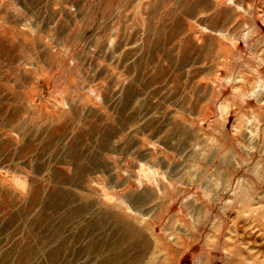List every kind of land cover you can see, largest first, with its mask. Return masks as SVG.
Here are the masks:
<instances>
[{
    "label": "rangeland",
    "instance_id": "rangeland-1",
    "mask_svg": "<svg viewBox=\"0 0 264 264\" xmlns=\"http://www.w3.org/2000/svg\"><path fill=\"white\" fill-rule=\"evenodd\" d=\"M262 11L0 0V264H263Z\"/></svg>",
    "mask_w": 264,
    "mask_h": 264
},
{
    "label": "crops",
    "instance_id": "crops-1",
    "mask_svg": "<svg viewBox=\"0 0 264 264\" xmlns=\"http://www.w3.org/2000/svg\"><path fill=\"white\" fill-rule=\"evenodd\" d=\"M259 12V11H258ZM254 33L256 34V42L260 43L264 39V11L261 13H257V24L256 28H254ZM200 76H206V69L198 71ZM204 84L206 85L205 81ZM198 104L199 111H202L203 113L198 115V119L201 121H206V95H200V99ZM221 228H212V229H206V233H204V239H206V245H208L211 242V237H216L218 234L220 235ZM214 261V260H213ZM215 263V262H214ZM212 263V264H214ZM221 264V262H219ZM217 263V264H219ZM206 264L208 263V258L206 255ZM222 264H231V263H222ZM264 264V263H263Z\"/></svg>",
    "mask_w": 264,
    "mask_h": 264
},
{
    "label": "bare ground",
    "instance_id": "bare-ground-1",
    "mask_svg": "<svg viewBox=\"0 0 264 264\" xmlns=\"http://www.w3.org/2000/svg\"><path fill=\"white\" fill-rule=\"evenodd\" d=\"M123 254V252L121 251V253L119 254V256H118V260H120V259H122V256H124V255H122ZM122 255V256H121Z\"/></svg>",
    "mask_w": 264,
    "mask_h": 264
},
{
    "label": "trees",
    "instance_id": "trees-1",
    "mask_svg": "<svg viewBox=\"0 0 264 264\" xmlns=\"http://www.w3.org/2000/svg\"><path fill=\"white\" fill-rule=\"evenodd\" d=\"M184 261H185V259L182 260V264H184ZM185 264H187V263H185Z\"/></svg>",
    "mask_w": 264,
    "mask_h": 264
}]
</instances>
